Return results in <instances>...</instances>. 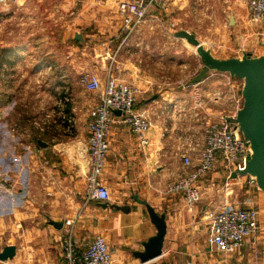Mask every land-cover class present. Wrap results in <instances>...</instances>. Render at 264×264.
Masks as SVG:
<instances>
[{
  "label": "crops",
  "instance_id": "1",
  "mask_svg": "<svg viewBox=\"0 0 264 264\" xmlns=\"http://www.w3.org/2000/svg\"><path fill=\"white\" fill-rule=\"evenodd\" d=\"M31 2H10L8 6L14 8L9 19L15 18L20 10L16 5L26 7ZM154 5L159 14L165 15L166 22H172V26L178 24L172 14L203 15L205 31L202 34L193 33L186 27L172 29L176 43L187 50L192 46L174 36L178 30L193 34L210 52L215 51L216 46H223L225 51L228 49L217 56L219 59L241 58L244 54L252 58L264 56V25L247 23L248 0H155ZM25 18L33 21V16ZM1 22L0 18V28ZM245 37L248 40L246 49L243 48ZM78 42L80 46L76 50L81 51L79 57H82L83 46L88 42ZM238 51H241L240 55ZM113 68L110 76L120 77L121 69L126 72L121 79L134 86L139 83L135 109L150 122L146 133L148 143L142 145L120 120L112 123L101 175L110 199L108 206L103 208L101 202L88 200L85 195L89 153L87 122L90 111L99 101L98 92L84 87L74 90V104L69 112L73 116L68 115V119L75 122V130L64 140L54 144L37 140V143L45 144H38L37 150L32 145L30 133L23 136L12 132L0 134V253L6 246L15 248L13 257L0 260V264H51L59 261L69 229L73 245L79 251L87 241L102 237L111 250L114 264H225L223 257L208 251L206 212L217 209L224 202L243 206L244 201L240 203L237 198H229L230 194L224 188L229 180L250 182L252 176L233 177L234 172L229 174L222 163L217 164L198 183L201 198L192 211L187 209L180 193L165 192L166 184L192 170L183 165L181 156L187 154L194 165L203 146L206 128L226 117L230 107L236 109V101L226 105L225 91L221 92L223 88H217L218 96L212 101L209 97L211 83L224 75L210 72L199 83L181 86L178 95L172 98L167 95V89L154 91V80L145 70L139 68L136 74L134 69L126 66ZM90 71L94 73V70ZM254 185L249 203L262 206L264 192ZM135 196L165 215L162 253L144 263L133 254L143 250L142 243L156 234V228L145 206L134 200ZM121 206L130 209L124 212L118 209ZM261 217L259 223H262ZM66 220L74 221L71 228L66 226ZM51 222L62 226H54ZM249 241L250 247L254 248L256 235L244 244ZM244 248L239 250H246ZM249 257L251 261L257 259L252 253Z\"/></svg>",
  "mask_w": 264,
  "mask_h": 264
},
{
  "label": "rangeland",
  "instance_id": "2",
  "mask_svg": "<svg viewBox=\"0 0 264 264\" xmlns=\"http://www.w3.org/2000/svg\"><path fill=\"white\" fill-rule=\"evenodd\" d=\"M119 1L32 0L26 7L16 5L20 10L12 19L9 15L14 7L8 5L15 0L0 4V134L12 132L23 136L30 133L32 145L37 150V140L54 144L71 136L75 122L68 117L73 116L69 112L74 104V90L81 89L79 80L90 70H94L104 83L113 72V66L132 68L136 74L140 68L154 80V91L167 89V95L172 98L200 71L202 62L196 49H192V45L188 50L179 46L172 29L186 27L193 33H204L205 21L201 13L172 14L178 22L172 26L171 21H165L163 13L156 11L153 2L145 19L135 28H128L117 11ZM26 16H33V21ZM76 35H80L81 40H76ZM244 40L243 48L246 49L248 40L246 37ZM78 41L88 42L83 46L82 57H79L81 51L76 50L80 46ZM215 49L210 53L216 58L228 51L223 50V46ZM189 50L195 53L191 55ZM237 53L240 55L241 51ZM122 71L119 69L122 74L116 78L134 86L121 79L126 74ZM221 74L226 81L218 77L211 83L209 97L212 101L218 96L217 88H223L226 105L236 101V109L230 107L225 118L233 120L238 128L233 115L243 106V80L230 77L228 73ZM248 146L251 152L250 144ZM248 182L229 180L224 191L230 194L229 198H237L240 203L244 201L243 206H250L249 199L253 197L256 183L249 182L248 187ZM252 206L262 209H259L262 223L256 234L257 244L250 247L249 241L241 247L246 250L234 254L217 253L224 258L225 264L264 262V202L262 206ZM251 253L255 254L257 262L251 261Z\"/></svg>",
  "mask_w": 264,
  "mask_h": 264
},
{
  "label": "built area",
  "instance_id": "3",
  "mask_svg": "<svg viewBox=\"0 0 264 264\" xmlns=\"http://www.w3.org/2000/svg\"><path fill=\"white\" fill-rule=\"evenodd\" d=\"M11 0H0L8 4ZM155 0H120L118 14L124 26L135 28L146 17L148 8ZM247 23L264 25V0H248ZM80 84L86 90L98 92V103L90 111L88 129V170L85 194L88 200L108 202L110 194L101 181L109 149L108 132L117 120L126 124L130 132L137 136L142 145L148 143L146 133L149 130L148 118L136 112L135 104L138 90L125 82L108 76L104 83L92 72L84 73ZM119 111L120 115L114 114ZM233 119V118H232ZM248 142L240 136L236 124L229 118H222L218 123H211L205 130L203 146L199 158L193 165L191 158L184 154L181 160L191 171L184 173L177 180L166 184L168 194L180 193L189 211H192L201 198L198 184L217 164L222 163L226 171H241L249 159ZM228 174V175H229ZM229 177V176H227ZM251 183H255L250 178ZM251 204V203H249ZM259 209L255 206H235L224 202L217 209L206 212V244L210 253H236L244 243L253 238L259 230ZM73 220H66L68 228ZM62 257L51 264H114L111 250L104 239L96 236L84 244L82 250L73 245L71 229L67 231Z\"/></svg>",
  "mask_w": 264,
  "mask_h": 264
},
{
  "label": "water",
  "instance_id": "4",
  "mask_svg": "<svg viewBox=\"0 0 264 264\" xmlns=\"http://www.w3.org/2000/svg\"><path fill=\"white\" fill-rule=\"evenodd\" d=\"M174 36L184 39L195 47L202 62L200 71L187 85L203 81L212 71L228 73L230 77L243 80L241 92L243 106L237 111L235 122L242 137L250 144L251 152L245 168L234 172L232 176H252L258 189L264 192V56L252 58L244 54L241 58L219 59L205 49L193 34L179 30L174 33ZM75 39L81 40V36L76 35ZM114 114L120 115V112L115 111ZM38 144L45 145L42 142H38ZM134 200L145 206L149 218L156 228V234L142 243L143 250L133 254L135 258L144 263L159 257L162 253L166 233L165 215L156 212L146 201L139 200L136 196ZM100 205L106 208L108 202H101ZM118 209L127 212L130 208L121 206ZM51 224L62 226L55 222H51ZM14 253V246H6L0 253V260L12 258Z\"/></svg>",
  "mask_w": 264,
  "mask_h": 264
}]
</instances>
